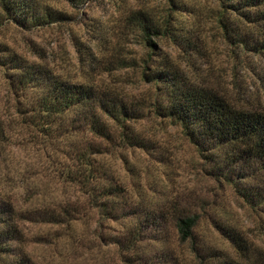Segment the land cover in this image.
<instances>
[{
    "label": "trees",
    "instance_id": "trees-1",
    "mask_svg": "<svg viewBox=\"0 0 264 264\" xmlns=\"http://www.w3.org/2000/svg\"><path fill=\"white\" fill-rule=\"evenodd\" d=\"M67 1L76 7L87 0ZM216 1L231 16L230 27L237 25L236 31L224 27L233 34L226 38L264 56V0ZM162 4L159 15L146 6L125 14L123 27L137 35L146 56L111 50L99 59L103 67L97 68L95 84L65 79L0 45L7 91L22 99L14 115L0 113V147L22 140L40 147L43 159L37 172L25 173L24 179L31 178L26 184L0 171V264H41L31 252L36 247L49 248L44 253L55 264L86 263L75 253L84 249L87 237L113 251L114 258L103 264H264V113L234 107L160 54L153 38L173 42L176 32H184L180 37L191 33L185 30L186 6L178 0ZM64 21L65 15L44 0H0V28L30 32ZM101 53L91 58L96 64ZM129 69L141 70L149 86L141 98L118 88L122 82L115 72ZM147 120L175 129L211 165V173L256 213L258 236L220 221L207 224L197 207L183 205V194L158 202L159 194L142 177L128 183L126 174L105 165L108 148L145 154L153 149L155 136L136 128ZM58 153L61 159L55 162ZM44 180L52 190L38 193ZM15 192L31 200L20 203ZM204 228L219 241L204 239Z\"/></svg>",
    "mask_w": 264,
    "mask_h": 264
},
{
    "label": "rangeland",
    "instance_id": "rangeland-1",
    "mask_svg": "<svg viewBox=\"0 0 264 264\" xmlns=\"http://www.w3.org/2000/svg\"><path fill=\"white\" fill-rule=\"evenodd\" d=\"M44 1L63 13L65 21L30 32L4 25L0 28V45L25 62L42 63L63 78L84 84L96 83L97 68L103 67L99 59L110 55L111 50H123L121 52L127 57L145 58L146 52L138 45L139 38L124 29L122 20L133 8L146 6L159 15L164 7L162 0H87L76 7L67 0ZM178 1L186 6L185 30L189 29L191 33L180 37L185 35L184 32H176L173 42L153 38L162 50L160 54L174 59L190 80L214 90L234 107L264 113V56L239 49L226 38V35L233 37V34L226 32L224 27L236 31L237 25L230 27L231 16L222 12L216 0ZM184 46L187 48L183 50ZM99 50L102 53L96 64L91 58ZM138 72L130 69L115 72V78L122 82L118 88L128 97L141 98L149 90ZM112 79H109V85L115 88L117 85L111 82ZM20 104L21 97L10 95L0 72V113L9 118ZM136 128L155 136L153 149L145 154L108 148L110 155L104 158L105 165L126 174L128 183L141 181L142 177V183L159 194L158 202L168 196L183 194L186 200L183 205L197 207L202 221L207 224L220 221L247 231L252 238L259 235L256 213L237 197L224 179L211 173V165L199 159L175 129L156 120H147ZM29 144L19 140L0 147V171L16 184L31 182L30 177L24 179L25 173L37 172V164H43L41 148H33ZM60 159L61 154L53 155V161ZM49 160V155H46L45 162ZM123 168L129 171L123 172ZM43 182L38 193H43L44 189L52 190V187L45 186V180ZM15 196L20 203L31 200L30 196L20 192ZM200 232L206 240L219 241L208 229ZM85 242L84 249L75 253L86 262L79 264H103L114 258L110 248L91 237H87ZM219 245L222 247L221 242ZM47 250L49 248L36 247L31 252L41 264H55L52 256L47 257L44 253Z\"/></svg>",
    "mask_w": 264,
    "mask_h": 264
}]
</instances>
